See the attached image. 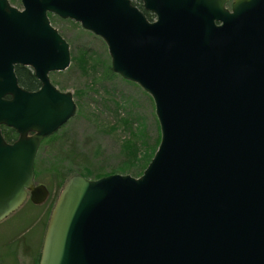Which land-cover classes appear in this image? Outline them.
<instances>
[{
  "label": "water",
  "instance_id": "1",
  "mask_svg": "<svg viewBox=\"0 0 264 264\" xmlns=\"http://www.w3.org/2000/svg\"><path fill=\"white\" fill-rule=\"evenodd\" d=\"M0 0V220L25 199L40 141L75 112L48 80L69 64L46 11L100 37L109 68L153 102L159 139L142 172L68 176L37 264H264V0ZM28 66L40 87L18 85Z\"/></svg>",
  "mask_w": 264,
  "mask_h": 264
},
{
  "label": "rangeland",
  "instance_id": "2",
  "mask_svg": "<svg viewBox=\"0 0 264 264\" xmlns=\"http://www.w3.org/2000/svg\"><path fill=\"white\" fill-rule=\"evenodd\" d=\"M50 17L68 44L69 64L48 77L58 90L71 93L75 112L50 139L40 141L34 156L33 180L47 188V198L40 204L25 199L0 220V264H36L32 258L40 249L47 214L59 191L55 185L62 175H85L83 168H87L89 179L111 173L136 177L132 164H140L142 141L151 144L157 133L150 96L136 83L108 72L109 56L103 40L77 22ZM136 129L142 137L136 138ZM127 138L138 147L135 158L121 147ZM19 236L23 243L19 246L26 249V255L14 245Z\"/></svg>",
  "mask_w": 264,
  "mask_h": 264
},
{
  "label": "trees",
  "instance_id": "3",
  "mask_svg": "<svg viewBox=\"0 0 264 264\" xmlns=\"http://www.w3.org/2000/svg\"><path fill=\"white\" fill-rule=\"evenodd\" d=\"M109 68V67H108ZM111 71L110 68L108 70V72ZM23 73V75L26 77V79H22L21 78V74ZM16 75H17V80H18V83L20 86L22 87H31L33 85V79H32V76L30 73H28V71H26L25 69H22V68H17L16 69ZM125 120V119H124ZM156 130H157V133H156V136L155 138L153 139V142L150 144V143H147V141H142V146H143V153L141 154L139 160H140V164L137 166L136 162L134 163L135 166L132 164V166L134 167V170L136 171L135 173H137L138 175L142 172L143 168L146 166V164L148 163L149 159L151 158L155 148H156V145L158 143V139H159V133H158V126L156 125ZM1 135L3 136V138L5 139V141H11L13 139H15L16 137V134L14 132L13 129L11 128H8V127H5V126H2L1 127ZM130 131V137L133 138V132ZM137 135H136V138L138 137V135L140 137L143 136V134L141 135L139 132V129H136L135 130ZM53 133L48 136V137H45L43 138L42 140L44 139H50L52 137ZM129 137V138H130ZM127 138L126 140H123V142L121 143V147L123 150H126L125 153L126 154H129L131 156H133L135 158V152L137 151V148L136 145L134 144L133 140L132 139H129ZM84 172H85V175L87 174H91V171L88 170L87 168H83ZM76 174H80L84 177H86L84 174H82L81 172H78ZM102 176L101 174H95L93 175V178H97V177H100ZM67 178V177H66ZM63 175L60 177L59 181L57 182V184L55 185L56 186V189H60L61 185L63 184V182L65 181L66 179ZM57 195V193H56ZM55 195V196H56ZM55 199V197H54ZM52 202H53V199H52ZM21 238L20 236L18 238L15 239V242H14V245L16 248L19 247L20 251L26 255V249L25 250H21L20 248V244L23 245V243H21ZM37 256H38V252H37V255L35 256V259L32 258V261L35 260V262H37Z\"/></svg>",
  "mask_w": 264,
  "mask_h": 264
},
{
  "label": "flooded vegetation",
  "instance_id": "4",
  "mask_svg": "<svg viewBox=\"0 0 264 264\" xmlns=\"http://www.w3.org/2000/svg\"><path fill=\"white\" fill-rule=\"evenodd\" d=\"M129 1V3H130V5H132V6H134L135 8H137L141 13H142V15L144 16V18L146 19V20H148V21H152V20H154L155 19V15H154V13L153 12H151L150 10H148V9H146L144 6H143V1L142 0H128ZM230 1L231 0H227L226 1V3L224 4V7H226L227 9H228V7H229V4H230ZM6 2H7V4L9 5V6H11V7H14V8H16L17 10H21L22 9V6H21V2H20V0H6ZM46 16H47V19H48V21H49V24L51 25V27H53L55 30H56V32L63 38V36L59 33V31L52 25V23H51V17L50 16H55V17H58V18H61V19H69V18H62V17H60L59 15H57V14H55V13H53V12H50V11H46ZM70 20H72V19H70ZM72 21H74V20H72ZM75 22V21H74ZM78 23V22H77ZM79 24V23H78ZM84 29V28H83ZM86 30V29H85ZM89 31V30H88ZM92 33V32H91ZM64 39V38H63ZM65 40V39H64ZM66 41V40H65ZM68 50H69V48H68ZM17 68H22V69H25L26 71H28V73H30L31 74V76H32V79H33V85L31 86V87H22V88H24V89H26V90H29V91H34V90H36V89H38L39 87H40V83H39V81L34 77V74H33V71L31 70V68L30 67H28V66H21V65H14L13 66V71H14V74H15V77H16V80H17V75H16V69ZM65 69V68H64ZM58 71H61V70H58ZM50 72H53V71H50ZM50 72H48L47 73V77H48V74L50 73ZM21 78L22 79H26V77L23 75V73L21 74ZM48 80H49V82L51 83V81H50V79H49V77H48ZM17 83H18V80H17ZM52 84V83H51ZM18 85H19V83H18ZM53 85V84H52ZM20 86V85H19ZM54 87H55V85H53ZM56 88V87H55ZM57 89V88H56ZM59 91H61V90H59ZM3 125H0V130H1V127H2ZM9 128V127H8ZM1 132V131H0ZM15 132V131H14ZM15 134H16V132H15ZM16 136H17V134H16ZM16 138V137H15ZM14 140V139H13ZM13 140H11V141H7V142H12ZM47 189V188H46ZM48 191V190H47ZM53 203V202H52ZM51 206H52V204H51ZM51 206H50V209H51ZM50 209H49V211H48V214H47V218H48V215H49V212H50ZM46 221H47V219H46ZM45 224H46V222H45ZM44 228H45V226H44ZM44 232V231H43ZM42 240V239H41ZM41 245V244H40ZM40 250V249H39ZM38 256H39V251H38ZM38 256H37V259H38ZM36 264H37V262H36Z\"/></svg>",
  "mask_w": 264,
  "mask_h": 264
}]
</instances>
